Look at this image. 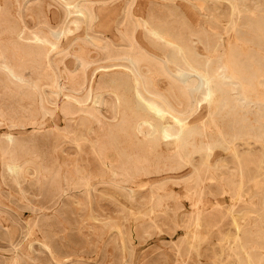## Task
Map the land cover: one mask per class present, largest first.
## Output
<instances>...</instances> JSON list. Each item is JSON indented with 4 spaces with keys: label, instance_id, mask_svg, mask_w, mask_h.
Listing matches in <instances>:
<instances>
[{
    "label": "rangeland",
    "instance_id": "obj_1",
    "mask_svg": "<svg viewBox=\"0 0 264 264\" xmlns=\"http://www.w3.org/2000/svg\"><path fill=\"white\" fill-rule=\"evenodd\" d=\"M244 1L238 12L264 8V0ZM79 2L108 9L113 22L76 30L66 11ZM125 10L131 17L119 31ZM232 13L231 0H0V264H264V79H228L227 90L197 103L195 76L185 95L177 65L150 34V16L167 19L201 74L211 62L216 72L232 48L245 61L264 58ZM123 35L140 49L138 66L103 53V37L122 48ZM136 79L160 95L166 126L182 119L200 134L184 144L157 139L133 89H115ZM234 122L256 127L258 138L231 142Z\"/></svg>",
    "mask_w": 264,
    "mask_h": 264
},
{
    "label": "bare ground",
    "instance_id": "obj_2",
    "mask_svg": "<svg viewBox=\"0 0 264 264\" xmlns=\"http://www.w3.org/2000/svg\"><path fill=\"white\" fill-rule=\"evenodd\" d=\"M42 1V0H41ZM53 1V0H52ZM130 1V0H129ZM132 1V0H131ZM136 0H133V2H135ZM243 1V0H242ZM246 1V0H245ZM244 1V2H245ZM255 1V0H254ZM76 2V1H75ZM74 2V4H75ZM84 2V1H83ZM253 2V0H252ZM257 2V1H256ZM69 3V2H68ZM72 3V2H71ZM229 3V2H228ZM259 3V2H258ZM99 4V3H98ZM128 4V3H127ZM241 4L243 5L244 3L241 2V0H231V9H232V25H237V19L239 18V28H238V33L239 34H245V33H255L256 36L254 38L253 41H251V43H255L257 44L259 47H264V8L263 7H260V6H257L255 7V10L252 11V9L250 10H247V9H244V5L243 7L244 8H241V9H244V10H241L238 12V8H240ZM130 5H131V2H130ZM159 5V4H157ZM259 5V4H258ZM95 6V5H94ZM92 4L89 5H85L83 3H77L76 5L73 6V8H69L67 9L66 11V17H73V21L71 22V25L74 26V28L76 30H79L80 27L82 26V24L84 22H86V24L88 26H91V24H93L94 22H99L101 25L103 24L104 26H108L109 23L113 22V19H114V16L113 14L108 10L106 9L104 12H98L96 10V8L94 7ZM104 6V5H103ZM170 6V5H169ZM253 6V5H252ZM63 7V6H62ZM107 8V5L104 6ZM134 7V6H133ZM175 7V6H174ZM242 7V6H241ZM130 8V7H129ZM168 8V7H167ZM176 8V7H175ZM178 8V7H177ZM248 8V7H246ZM254 8V7H253ZM131 9V8H130ZM157 9V8H156ZM152 10V9H151ZM178 10V9H177ZM180 11V10H178ZM125 12H127L125 10ZM131 12V11H130ZM181 12V11H180ZM129 11L126 13V15H124V17L122 18V20L118 21V25H117V30L120 31L119 29V26L121 25H125L128 23V16H129ZM149 14V13H148ZM151 15V13H150ZM162 15V14H161ZM173 14H171L172 16ZM184 15V14H183ZM131 17V16H129ZM174 17V16H173ZM177 17V16H176ZM151 18V27H150V34H151V37L153 38V45L156 46V48L158 47V49L162 50L165 54H166V57L168 58V60L170 62H173L174 64L177 65L178 67V70H177V76L180 78V82L181 83H184L185 87H183V92L188 94V90L191 87H193L192 83L194 81H198L199 83V87L192 90V95H193V99L195 98L196 102L198 103L201 98V96L204 97L205 99V95H207L208 97L210 98H213L217 93H220L223 89V85L225 84V81L228 80V79H231V81H237L240 82V83H248L249 86H253L256 82H262V78L264 79V58L261 57V58H255L253 56L252 59H249V60H246L245 61V57H244V53L239 49L237 48H232L231 49V52H229L226 56H222V58L220 59V62H219V65L217 67V71L216 72H213L212 71V68H211V63L204 65V69H205V72L204 74H201V70L200 72L198 71V62L194 59L191 58V50H192V46L189 45V41L187 42V40L185 38H183L181 36V34H176L175 33V28H173V26L170 24L169 21H167V19H163V17H160L159 15H153L152 17L150 16ZM231 18V17H230ZM149 19V18H148ZM187 19V18H186ZM132 20V18H131ZM23 21V20H22ZM4 22V21H3ZM172 22V21H171ZM144 23V22H142ZM146 24V23H145ZM132 25V24H131ZM138 25V24H137ZM142 25V24H141ZM18 26V25H17ZM134 26H136L134 24ZM139 26V25H138ZM137 26V27H138ZM150 26V25H149ZM148 26V27H149ZM67 25L66 27L63 29V30H66L67 29ZM128 27V26H127ZM126 27V28H127ZM133 27V26H132ZM144 29H145V26L143 25ZM69 28V27H68ZM83 28V26H82ZM90 28V27H89ZM88 28V29H89ZM235 28V27H234ZM74 29V30H75ZM91 29V28H90ZM93 29V28H92ZM139 29V28H138ZM144 29H143V32H144ZM68 30V29H67ZM82 30V29H81ZM131 30V29H130ZM136 30V27L135 29ZM146 30V33L149 31ZM234 30V29H233ZM45 31V30H44ZM9 32V31H8ZM70 32V31H69ZM73 32V31H72ZM77 32V31H76ZM61 33V32H60ZM67 33V32H66ZM92 33V32H91ZM146 33L144 32V36L146 39H148V37H146ZM149 33V32H148ZM237 33V34H238ZM118 34V33H117ZM121 34V33H119ZM148 34V35H150ZM65 35V34H64ZM89 35V34H88ZM93 35V34H92ZM147 35V36H148ZM184 35V34H183ZM22 36V35H21ZM121 36V35H120ZM134 36V34H133ZM1 37V36H0ZM30 37V36H29ZM43 37V36H42ZM61 37V36H60ZM102 37V36H101ZM2 38V37H1ZM91 38V37H90ZM89 38V39H90ZM121 38V37H120ZM135 38V37H134ZM187 38V37H186ZM26 39V37H25ZM30 39V38H29ZM50 39V38H49ZM93 39V38H92ZM20 40V39H19ZM149 40V39H148ZM190 40V39H189ZM197 40V39H195ZM103 41L105 43L104 45V48H103V53L104 55L108 57H113V59H117V58H121V57H125L128 61H129V66L132 64L133 66H135V64L137 63V66H138V61H140V58L138 59V57L136 56V54L138 55V50L135 45V40L133 39L132 36H127V35H123V41H124V44L122 45V48H118L114 42L108 38V37H103ZM150 41V40H149ZM198 41V40H197ZM240 42V41H239ZM51 43V42H50ZM149 44H152L149 43ZM203 44V43H202ZM121 45V44H120ZM192 45V44H191ZM16 46V45H15ZM55 46V45H54ZM91 46V45H90ZM222 46V44L220 45ZM236 46V45H235ZM257 46V47H258ZM153 47V46H152ZM219 47V46H218ZM251 47V46H250ZM87 48V47H86ZM214 48V47H213ZM224 49V47H222ZM27 49V48H26ZM39 49V48H38ZM155 49V47H154ZM196 50V49H194ZM6 51V50H5ZM160 51V52H162ZM225 51V50H224ZM255 51V50H254ZM253 52V51H252ZM142 53V50L141 52ZM69 54V53H68ZM195 54V52H194ZM198 53H196L197 55ZM37 55V54H35ZM143 55V53H142ZM30 56V55H29ZM40 56V55H39ZM51 56V55H50ZM148 56V55H147ZM199 56V54L197 55V57ZM262 56V55H261ZM15 57V56H14ZM140 57V56H139ZM143 57V58H142ZM141 58L144 60H148V57L146 59V57L144 58V55L142 56ZM196 57V58H197ZM217 57V56H216ZM8 58V57H7ZM27 58V57H26ZM69 58V57H68ZM150 58V57H149ZM208 58V57H207ZM109 59V58H108ZM111 59V58H110ZM109 59V61H110ZM151 59V58H150ZM149 59V60H150ZM202 59V57H200V60ZM216 59V58H215ZM144 60V61H145ZM199 60V59H197ZM199 60V61H200ZM207 60V59H206ZM219 60V59H218ZM45 61V60H44ZM107 61V60H106ZM212 61V60H211ZM19 62V61H18ZM111 62V61H110ZM114 62V61H113ZM209 62V60H208ZM103 63V62H102ZM151 63V61H150ZM154 63V62H153ZM218 62H216L217 64ZM18 64V63H17ZM29 64V63H28ZM142 64V63H141ZM85 65V64H84ZM122 65V64H121ZM120 65V66H121ZM153 65V64H152ZM164 65V63H163ZM166 65V64H165ZM3 66V65H2ZM5 66V65H4ZM22 66V65H21ZM30 66V65H29ZM14 67V66H13ZM114 67H116L114 65ZM131 67V66H130ZM163 69H164V66H162ZM51 68V67H50ZM106 68V67H105ZM112 67H110L111 69ZM126 68V67H125ZM124 68V69H125ZM134 68V67H133ZM158 68H159V65H158ZM3 69V68H2ZM128 69V68H127ZM168 69V68H167ZM215 69V68H214ZM213 69V70H214ZM33 70V68H32ZM106 70V69H105ZM162 70V69H160ZM165 70V69H164ZM138 71V70H137ZM203 71V70H202ZM28 72V71H27ZM132 72V71H131ZM140 72V71H138ZM5 73V72H4ZM10 73V72H9ZM164 73V71H163ZM167 73V72H166ZM134 74V73H133ZM29 75V74H28ZM134 76V75H133ZM139 76V74H138ZM137 76V77H138ZM141 76V75H140ZM139 76V78H140ZM175 76V75H174ZM195 76V79H193V77ZM124 77V76H123ZM143 77V76H141ZM34 78V77H33ZM61 78V77H60ZM128 78V77H127ZM170 77H168L169 79ZM11 79V78H10ZM23 79V78H22ZM44 79V78H43ZM52 79V78H51ZM129 79V78H128ZM194 81H193V80ZM114 80V79H113ZM119 80V79H118ZM117 80V81H118ZM123 80V79H122ZM127 80V79H126ZM134 80V79H133ZM140 80V79H139ZM138 79H136V85L135 86H126L125 84H123V86L119 85L118 83V86L115 87V89L117 91H120V92H124L125 95H126V92L127 91H134V95H135V102H136V109H139L140 111H146L150 117V119H152L154 122L151 123V127L153 128L152 130H154V133L157 137V139L160 140V137L161 139H166L168 141H170V139L172 140L173 138L176 137L177 141L179 140V143L181 144H184L185 142L188 141V139L193 136L192 134L195 133V131H197V129L194 130V133L191 132V130H189L187 127H185V120L184 122L182 121V119H176V126L173 128L171 127H168L164 124V119L165 118V112L167 113V110H165L163 108V106H161V103H158L156 100H158L156 97V94L157 93H154L153 91L150 90V88L145 85V84H148V82H146L145 84H141V82L139 81ZM146 80V79H145ZM173 84H174V80L176 79H173ZM193 81L191 83H189V81ZM27 81V80H26ZM112 81V79H111ZM143 81V80H142ZM147 81V80H146ZM229 81V80H228ZM264 81V80H263ZM115 82V81H114ZM128 82V81H127ZM131 82V80H130ZM134 82V81H133ZM145 82V81H143ZM172 82V81H171ZM230 82V81H229ZM68 83V82H67ZM123 83V82H121ZM197 83V82H196ZM195 83V85H196ZM234 83V82H233ZM38 84V83H37ZM135 84V83H134ZM179 84V83H178ZM190 84L192 85L191 87ZM258 84V83H257ZM263 84V83H262ZM57 85V84H56ZM109 85V84H108ZM132 85V84H131ZM150 85V84H148ZM181 85V84H180ZM198 85V84H197ZM196 85V86H197ZM246 85V84H245ZM25 86V85H24ZM36 86V85H35ZM39 86V85H38ZM152 86V84L150 85ZM182 86V85H181ZM131 87V88H130ZM238 87V86H237ZM130 88V89H129ZM153 88V87H152ZM182 88V87H181ZM228 88V87H227ZM19 89V88H18ZM176 89H177V84H176ZM225 90H227L225 87H224ZM223 89V90H224ZM49 90V88H48ZM180 90V89H179ZM51 91V90H50ZM173 91V90H172ZM181 91V90H180ZM44 92V91H43ZM182 92V94H183ZM129 93V92H128ZM223 93V92H222ZM235 93V92H234ZM124 95V96H125ZM132 95V93H131ZM189 95V94H188ZM191 95V96H192ZM44 96V95H43ZM157 96H160L159 94H157ZM247 96V95H246ZM126 97V96H125ZM162 97V96H161ZM172 97V96H171ZM181 97V96H180ZM202 97V98H203ZM67 98V97H66ZM86 98V97H85ZM131 98V97H130ZM163 98V97H162ZM207 98V97H206ZM226 98V97H225ZM239 98V97H238ZM71 99V98H70ZM87 99V98H86ZM172 99V98H171ZM176 99V98H175ZM105 100V99H104ZM134 100V99H133ZM165 100V99H164ZM202 100V99H201ZM218 100V99H217ZM122 101L123 100V97H122ZM159 101V100H158ZM179 101V100H178ZM194 101V100H193ZM205 101V100H203ZM42 102V101H41ZM47 102V101H46ZM81 102V101H80ZM128 102V101H127ZM166 102H168L166 100ZM176 102V101H175ZM229 102V101H228ZM234 102V101H233ZM88 103V102H87ZM120 104V102H118ZM130 103V102H129ZM165 103V102H164ZM192 103V101H191ZM196 103V104H197ZM124 104V103H123ZM126 104V103H125ZM169 104V103H168ZM190 104V103H188ZM234 104V103H233ZM102 105V104H101ZM132 105V104H130ZM170 105V104H169ZM119 106V105H118ZM124 106V105H123ZM127 106V104H126ZM125 106V107H126ZM198 106V105H197ZM200 106V105H199ZM225 106V105H224ZM261 106V105H260ZM134 107V106H133ZM165 107H168L166 106L165 104ZM195 107V105H194ZM193 107V109H194ZM131 108V107H129ZM197 108V107H196ZM260 108V107H259ZM263 108V107H262ZM192 109V108H191ZM121 110V108H120ZM169 110V108H168ZM200 110V108H199ZM68 111V110H67ZM78 111V110H77ZM122 111H125V110H122ZM194 111V110H193ZM196 111V110H195ZM254 111V109H253ZM263 111V110H262ZM98 112V111H97ZM121 112V111H120ZM131 112V111H130ZM132 112H135L134 110ZM131 112V114H132ZM170 112V111H169ZM168 112V113H169ZM259 112V111H258ZM90 113V112H89ZM136 113V112H135ZM138 113V112H137ZM136 113V115H138ZM146 113V114H147ZM167 113V114H168ZM171 113H172V110H171ZM183 113V112H182ZM242 113V112H241ZM99 114V112H98ZM127 114V113H126ZM144 114V113H143ZM166 114V115H167ZM176 114V113H174ZM263 114V113H262ZM52 115V114H51ZM171 115V114H170ZM247 115V114H246ZM259 115L260 112H259ZM89 116V115H88ZM101 116V115H100ZM143 116V115H142ZM145 116V115H144ZM169 116V115H168ZM167 116V117H168ZM173 116H177V115H173ZM191 116V115H190ZM262 116V115H261ZM118 117V116H117ZM138 117V116H137ZM140 117V116H139ZM178 117V116H177ZM247 117V116H246ZM259 117V116H258ZM142 118V117H141ZM188 118V117H187ZM263 118V117H262ZM68 119V118H67ZM95 119V118H94ZM129 119V118H128ZM137 119V118H136ZM146 119V118H145ZM149 119V120H150ZM106 121V120H105ZM130 121V120H129ZM188 121V120H187ZM241 121V120H240ZM262 123H261V126L263 124V121L260 120ZM259 121V122H260ZM139 122V121H138ZM142 122V121H141ZM237 122V121H236ZM257 122V120H256ZM174 123V122H173ZM184 123V124H183ZM230 123V122H229ZM235 123V122H234ZM246 123H247V120H246ZM107 124V123H106ZM238 124V123H237ZM235 123V125H231L232 129L231 130V142L234 140L236 141L235 139H239L241 140L240 138L243 136L245 137L247 134H250L252 135L251 133L254 134V136H256L258 138V135L259 133H254V131L257 129L256 127H252L251 129H245L243 131H241L239 129L238 126ZM144 125V124H142ZM146 125V124H145ZM260 125V124H258ZM240 126V125H239ZM250 126V125H249ZM260 126V127H261ZM72 127V126H71ZM116 127V126H115ZM140 127V126H139ZM150 127V125H149ZM150 127V128H151ZM241 127V126H240ZM264 128V126H262ZM101 128V127H100ZM141 128V127H140ZM148 128V127H146ZM230 128V127H229ZM228 128V129H229ZM243 128V127H242ZM241 128V129H242ZM140 130V129H139ZM149 130V129H147ZM204 130V129H203ZM258 132H259V129H257ZM264 130V129H263ZM263 130H261V132H264ZM152 132V131H151ZM257 132V131H255ZM118 133V132H117ZM146 133V132H145ZM153 133V132H152ZM196 133H199V131H197ZM195 133V134H196ZM227 133V132H225ZM122 134V133H121ZM141 134V133H140ZM148 134V133H147ZM200 134V133H199ZM95 135V134H93ZM154 135V136H155ZM261 135V133H260ZM144 136V134H143ZM152 136V135H151ZM76 137V136H75ZM195 137V136H194ZM260 137V136H259ZM250 138V137H248ZM262 138V137H260ZM259 138V140H260ZM152 139V138H151ZM150 139V140H151ZM154 139V138H153ZM156 139V138H155ZM156 139V140H157ZM192 139V137L190 138ZM194 139V138H193ZM244 139H247V138H243ZM264 138H262L261 140H263ZM164 140V141H166ZM256 140V139H255ZM190 141V140H189ZM197 141V140H196ZM238 141V140H237ZM245 141V140H244ZM264 141V140H263ZM229 142V141H228ZM241 142V141H240ZM243 142V141H242ZM262 142V141H261ZM146 143V142H145ZM151 143V142H150ZM154 143H155V140H154ZM189 143V142H188ZM197 143V142H196ZM223 143V142H221ZM227 143V142H225ZM236 143V142H235ZM260 143V142H259ZM264 143V142H263ZM187 144V143H186ZM195 144V143H194ZM188 145V144H187ZM197 145V144H196ZM189 146V145H188ZM205 147V145H203ZM202 146V147H203ZM184 147V146H183ZM193 147V146H192ZM212 147V146H211ZM180 148V147H179ZM190 148V147H189ZM188 149V148H187ZM193 149V148H192ZM194 149H197L194 148ZM206 149V148H205ZM213 149V148H212ZM182 150V149H181ZM186 150V149H185ZM184 150V152H185ZM202 150V149H201ZM201 150L199 152H201ZM225 150V149H224ZM229 150V149H228ZM227 150V152H228ZM179 151V150H178ZM177 152V151H176ZM180 152V151H179ZM178 153V152H177ZM209 153V152H208ZM182 154V153H181ZM200 154V153H199ZM203 154V153H202ZM187 155V154H186ZM184 155V156H186ZM260 155V154H259ZM173 156V155H172ZM183 156V155H181ZM196 156V155H194ZM199 156V155H197ZM196 156V157H197ZM250 156V155H249ZM161 157V156H160ZM263 157V156H262ZM187 158V157H185ZM250 158V157H249ZM101 159V158H100ZM158 159V158H157ZM188 159V158H187ZM183 160V159H182ZM185 161V160H184ZM191 161V160H189ZM261 161V160H260ZM240 162V161H239ZM171 163V162H170ZM242 163V162H241ZM240 163V164H241ZM129 164V163H128ZM127 164V165H128ZM174 164V163H173ZM182 165V164H181ZM250 165V164H249ZM259 165V164H258ZM220 166V165H219ZM241 166L243 167V165L241 164ZM260 166V165H259ZM224 167V166H223ZM246 168V166H244ZM243 167V169H244ZM158 168V167H157ZM260 168V167H259ZM180 169V168H179ZM201 169V168H200ZM256 169V168H255ZM261 169V168H260ZM225 170V169H224ZM250 170V169H249ZM258 170V169H257ZM222 171H223V168H222ZM140 172V171H139ZM195 172V171H194ZM250 172V171H249ZM201 173V171H200ZM229 173V172H228ZM243 173V171H242ZM247 173V171H246ZM244 173V174H246ZM116 174V173H115ZM230 174V173H229ZM233 174V173H232ZM243 174V176H244ZM209 175V174H208ZM236 175V174H235ZM248 175V174H247ZM159 176V175H158ZM246 176V175H245ZM141 177V176H140ZM237 177V175L235 176V178ZM258 177V176H257ZM260 177V176H259ZM244 178V177H243ZM199 179V177H198ZM197 179V180H198ZM237 179V178H236ZM241 179V178H240ZM262 179V178H261ZM133 180V179H132ZM201 180V178H200ZM199 180V182H201ZM245 180V179H244ZM247 180V179H246ZM245 180V181H246ZM258 180V179H257ZM263 180V179H262ZM243 181V180H242ZM250 181V179L248 180ZM246 181V183L248 182ZM240 182V181H239ZM114 183V182H113ZM230 183V182H229ZM238 183V182H237ZM243 183V182H242ZM132 184V183H131ZM232 184H236V181L235 183L232 181ZM231 184V188H232V185ZM244 184V183H243ZM238 185V184H237ZM240 186H238V191H242V184H239ZM212 186V185H211ZM246 186V185H245ZM214 187V186H213ZM251 187V186H250ZM117 188V187H116ZM210 189V188H209ZM245 189V188H244ZM230 190V189H229ZM248 190V189H247ZM123 191V190H122ZM125 191V190H124ZM232 192V191H231ZM236 192V191H235ZM200 193V192H199ZM243 193V192H242ZM264 193V192H263ZM242 195V194H241ZM240 196V195H238ZM246 196V195H245ZM133 197V196H132ZM259 197V195H258ZM128 198V197H127ZM126 198V199H127ZM260 199V198H259ZM137 200V199H136ZM261 202H262V199H261ZM264 202V201H263ZM262 202V203H263ZM243 204V203H242ZM245 204V203H244ZM262 205V204H261ZM260 205V206H261ZM260 208V207H259ZM254 213V212H253ZM179 215V214H178ZM263 215V214H261ZM231 216V215H230ZM259 217V216H258ZM257 219V218H256ZM260 220V219H259ZM200 221V220H199ZM240 230V229H239ZM244 230V228H243ZM239 233V232H238ZM240 234H241V231H240ZM263 244V243H262ZM256 248V247H255ZM252 254V253H251ZM249 261H250V258H248Z\"/></svg>",
    "mask_w": 264,
    "mask_h": 264
}]
</instances>
